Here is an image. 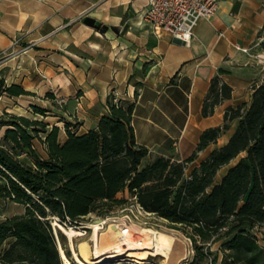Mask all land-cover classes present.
Segmentation results:
<instances>
[{"label": "trees", "instance_id": "1", "mask_svg": "<svg viewBox=\"0 0 264 264\" xmlns=\"http://www.w3.org/2000/svg\"><path fill=\"white\" fill-rule=\"evenodd\" d=\"M259 46L264 52V29ZM27 94L0 81V95ZM230 96L231 88L219 76L212 78L202 116L212 115ZM106 104L108 114L94 128L76 133L65 123L62 141L58 127L48 130L41 121L13 115L0 121V129L6 128L0 140V200L23 208L0 221V264H63L57 240L64 249L65 238L59 230L55 236L54 222L78 227L89 215L111 217L133 199L187 234L194 255L185 264H218L220 254L219 264H264V237H258L264 236V80L248 104L228 107L221 126L204 130L184 160L173 156L171 141L162 146L169 154L153 155L136 143L134 102H114L110 94ZM233 122L227 142L188 171Z\"/></svg>", "mask_w": 264, "mask_h": 264}, {"label": "crops", "instance_id": "2", "mask_svg": "<svg viewBox=\"0 0 264 264\" xmlns=\"http://www.w3.org/2000/svg\"><path fill=\"white\" fill-rule=\"evenodd\" d=\"M146 7L147 0H0V80L33 94L56 91L84 132L108 114L116 92L135 103L136 143L169 154L162 146L171 141L173 156L184 160L201 133L221 126L228 107L248 104L264 80V0H220L216 14L198 22L190 46L156 35L144 19ZM215 76L231 96L203 117ZM235 125L200 151L188 171L223 146Z\"/></svg>", "mask_w": 264, "mask_h": 264}, {"label": "rangeland", "instance_id": "3", "mask_svg": "<svg viewBox=\"0 0 264 264\" xmlns=\"http://www.w3.org/2000/svg\"><path fill=\"white\" fill-rule=\"evenodd\" d=\"M3 83L6 85L4 81ZM19 86L23 88L22 85L19 84ZM23 90L25 89L23 88ZM65 103L66 100L64 98L59 96L56 91L50 89H47L46 91L39 90L37 91V94L28 92L27 95L20 96L0 95V121L5 120L8 115L22 116L29 120L41 121L47 125L48 130L52 127H58L60 131L59 139L62 141L65 138V123L71 124L72 127H70V130L76 133L84 132V128H82L83 122L68 115V112L65 109ZM34 107L42 109L44 113L36 112ZM5 130V127L0 129V140ZM39 136L43 137V134L40 133ZM222 175L223 173H218V180ZM131 203L132 200H129L128 204ZM132 211L136 214L134 209H132ZM22 212L23 208L21 206L0 200V221L8 216L20 214ZM131 214L132 213L129 210H123L122 208L120 210H115L111 217L101 219H111V222H119L125 218L124 220L136 224L140 229L148 231L150 241L157 242L170 249L168 258L155 252H140L138 249L137 251H128L117 258H109L102 264H185L192 260L194 253L191 242L186 233L168 225L165 221L150 214H144L141 216L137 215L136 219L133 218ZM126 216H129L130 220L126 218ZM98 219L100 218L95 215L87 216L82 225L78 226L76 229L83 232V235L73 238L74 251L80 261L84 264H86L87 261H92L96 255L95 240L93 239L92 231L89 226L95 223ZM84 227H87L88 229H83ZM69 228L71 227L69 226ZM262 228L264 229V226ZM57 230L59 229L56 227L54 229L56 237L58 236ZM60 233L65 238L64 249L61 247L59 240H57L62 263L65 264V259L68 264H77L73 261L74 255L72 249L69 247L67 236L61 231ZM105 237V235L100 233L97 237L98 244H100ZM258 237L263 238L264 236L262 235L261 237L258 234ZM260 244L264 245L261 239ZM217 247V244L213 245L211 251H216ZM144 249L147 250V248ZM65 252H68L69 257L65 255ZM221 259L222 256L220 254L218 264Z\"/></svg>", "mask_w": 264, "mask_h": 264}, {"label": "built area", "instance_id": "4", "mask_svg": "<svg viewBox=\"0 0 264 264\" xmlns=\"http://www.w3.org/2000/svg\"><path fill=\"white\" fill-rule=\"evenodd\" d=\"M44 2L46 0H36ZM220 0H147L144 19L150 24L156 35L167 34L174 40L190 46L194 31L201 19L214 16L218 10ZM246 52V49H241ZM258 60H263L258 56ZM113 101L116 102L118 94L112 92ZM130 208V209H128ZM129 210L133 218L137 215H149L132 200L123 210ZM132 209L136 211L133 213ZM130 220L129 216H126ZM78 228V227H77Z\"/></svg>", "mask_w": 264, "mask_h": 264}, {"label": "bare ground", "instance_id": "5", "mask_svg": "<svg viewBox=\"0 0 264 264\" xmlns=\"http://www.w3.org/2000/svg\"><path fill=\"white\" fill-rule=\"evenodd\" d=\"M123 218L121 221L111 222V219L103 220L100 223H93L89 227L95 240V256L92 261L86 264H102L109 258H117L128 251L155 252L168 258L170 249L157 242L149 240L148 231L140 229L136 224L130 223ZM54 228H59L65 234L69 241V247L73 252V261L77 264H84L80 261L74 251L73 238L83 235V232L65 228L58 223H53ZM102 233L106 237L98 244V235ZM144 248H147L144 249ZM64 263L68 264L64 259Z\"/></svg>", "mask_w": 264, "mask_h": 264}, {"label": "water", "instance_id": "6", "mask_svg": "<svg viewBox=\"0 0 264 264\" xmlns=\"http://www.w3.org/2000/svg\"><path fill=\"white\" fill-rule=\"evenodd\" d=\"M177 41V40H176ZM177 42H179V41H177ZM104 219H98L95 223H100V222H102ZM69 228V227H68ZM71 228H73V229H77V227H71ZM59 229V228H58ZM83 229H88L87 227H84ZM55 233V232H54ZM56 235V234H55ZM57 243H58V241H57Z\"/></svg>", "mask_w": 264, "mask_h": 264}]
</instances>
